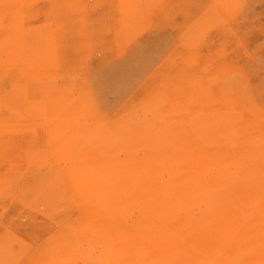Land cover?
Masks as SVG:
<instances>
[{"label": "bare ground", "instance_id": "bare-ground-1", "mask_svg": "<svg viewBox=\"0 0 264 264\" xmlns=\"http://www.w3.org/2000/svg\"><path fill=\"white\" fill-rule=\"evenodd\" d=\"M46 1L56 10L30 26L35 1L0 0V84L11 86H0V111L48 119L65 166L56 160L44 199L51 214L69 210L39 248L0 240V264H264V104L244 81L180 69L172 96L113 116L90 90L55 84L70 0ZM59 53L58 70L61 57L70 69ZM24 157L38 167L33 146Z\"/></svg>", "mask_w": 264, "mask_h": 264}, {"label": "rangeland", "instance_id": "rangeland-1", "mask_svg": "<svg viewBox=\"0 0 264 264\" xmlns=\"http://www.w3.org/2000/svg\"><path fill=\"white\" fill-rule=\"evenodd\" d=\"M33 1L29 25L39 26L55 5ZM60 16L61 48L53 50L67 51L73 66L64 69L61 57L58 70L54 54L55 84L75 95L90 90L113 116L142 112L157 93L172 96L180 69L206 84L244 81L264 104V0H70ZM9 81L1 89L9 91ZM25 118L0 111V240L14 235L39 248L69 210L65 202L51 214L44 199L56 160L65 159L54 152L48 119ZM19 144L22 152L14 151ZM32 146L37 168L24 157ZM9 158L18 164L10 174Z\"/></svg>", "mask_w": 264, "mask_h": 264}]
</instances>
